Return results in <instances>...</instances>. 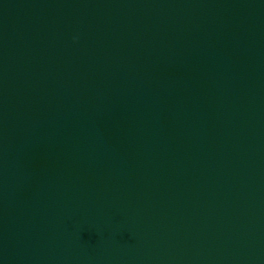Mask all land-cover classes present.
Returning <instances> with one entry per match:
<instances>
[{
    "label": "water",
    "instance_id": "obj_1",
    "mask_svg": "<svg viewBox=\"0 0 264 264\" xmlns=\"http://www.w3.org/2000/svg\"><path fill=\"white\" fill-rule=\"evenodd\" d=\"M0 264H264V0H0Z\"/></svg>",
    "mask_w": 264,
    "mask_h": 264
}]
</instances>
